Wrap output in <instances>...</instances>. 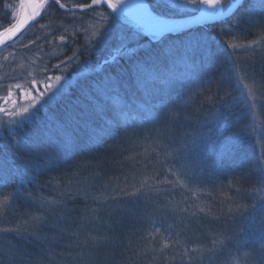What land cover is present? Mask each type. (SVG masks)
<instances>
[{
    "label": "trees",
    "instance_id": "trees-1",
    "mask_svg": "<svg viewBox=\"0 0 264 264\" xmlns=\"http://www.w3.org/2000/svg\"><path fill=\"white\" fill-rule=\"evenodd\" d=\"M15 1L0 0V31L14 22L8 7ZM57 1L82 8L93 0ZM148 3L171 17L167 6ZM40 25L46 27L24 37L31 43L28 63L35 58L48 71L69 59L48 74L86 73L25 129L28 150L17 158L27 164L41 157L48 167L0 162V193L13 178L27 193L58 202L50 199L46 211L26 202L17 211L23 213L17 223L26 224L27 215L43 222L28 239L10 237L11 264H87V257L89 264H263L264 0H247L225 22L157 42L134 30L140 50L107 64L129 27L104 6L64 11L51 2ZM102 26L116 35L108 39ZM189 38L201 52L182 59ZM55 51L59 59L49 55ZM137 62L144 68L139 75ZM172 168L179 170L168 180ZM178 180L189 181L196 196ZM163 189L170 193L160 197ZM157 194L166 207L144 203ZM127 210L142 215L130 227ZM207 212L214 216L209 225ZM188 217L189 225H171L168 238L165 230L153 235L155 223Z\"/></svg>",
    "mask_w": 264,
    "mask_h": 264
},
{
    "label": "rangeland",
    "instance_id": "rangeland-1",
    "mask_svg": "<svg viewBox=\"0 0 264 264\" xmlns=\"http://www.w3.org/2000/svg\"><path fill=\"white\" fill-rule=\"evenodd\" d=\"M153 1L156 2L159 6L160 5L167 6V8L170 10L169 12V16H171L170 18H172V16L173 17L178 16L182 18L192 16L196 14V12H198L201 7V5L199 3H196L195 0H187L185 6L180 9H171L170 8L171 4L172 3H175L177 5L184 4L186 0H153ZM53 2L57 3L58 1L55 0ZM58 3L70 11L75 8L80 9L78 7L67 8L60 2ZM229 3L230 0H225L223 9H225L229 5ZM8 10L12 14V19H14V22L4 30L0 31V36L5 31L13 28L22 21L26 10L25 1L24 0L15 1L10 7H8ZM44 10L38 16L37 21L14 44L0 51V162H5L4 159L7 158V161H13V162L16 161L18 163L16 165V168L18 169L27 170L28 167H31V169L35 171L44 169V166L48 167L47 163L46 162L44 163L41 157L38 158L39 161L31 160V162H28L27 164L25 160L17 158L18 155L20 157L22 153H24V151L26 152L28 150L26 146L27 133H25L27 131H25V129L31 127V125L34 123V120L36 119V117L39 115L40 112H45L46 110H48V108L54 106L58 101L62 100L64 95H67L69 93L71 87L74 84H76L79 80L83 79L86 73V72L83 73L80 71L79 72L75 71V73H73L72 75L48 74V72H52L54 69H57V67L59 68L60 67L59 65H61L62 63L63 65L66 64L67 60L69 59L63 60L62 62H60L61 64L57 62L55 65L54 63L55 65L54 69L52 70V68L51 69L47 68L48 71H43L41 67L42 68L44 67L40 66V64L39 66L36 65L35 63L37 60L35 58H33L34 59L33 63L31 64L28 63V58L26 57L24 50L27 47H29L31 43L30 41L25 40L24 37L39 32L40 29L38 28L44 29L46 27L45 25L37 26V23L41 20L42 16L44 15ZM173 19H181V18H173ZM102 28H105L103 32L105 31L108 39L113 38V36L116 35V33L113 35H108L111 32V30L114 29L113 26L107 28L105 26H102ZM122 32L119 31L118 34L124 35L125 32L124 31ZM127 39L131 40L132 46H138L139 48H141V44L139 43L140 39H138V36L132 35L130 38L127 37ZM193 41L194 40L192 38H189L185 43L187 45L184 46V53L181 54L182 59H184V57L187 58L188 57L187 54L189 53L192 54L198 52L200 54L201 51L200 52L198 51V47H196ZM201 49L205 50L203 46L201 47ZM60 54L62 53H58L55 51V52H51L49 55L52 56L53 58L59 59ZM11 65H13V67ZM46 66H48V63H46ZM132 141L134 142V140ZM132 148H134L133 145H130V143H128L126 150L130 151V149ZM116 149L118 151V148ZM43 154H45V152H43ZM165 156L168 157L172 156V151L166 152ZM185 157L188 159V157H192V156L189 154V156H185ZM179 160L180 159L178 158V161ZM174 162H177V159ZM181 168L183 169V166H181ZM167 170L169 171L175 170L174 173L172 171L167 174L166 178L169 180L172 178L173 175L176 176V171H178L179 169L172 168ZM11 182H12L11 185L7 189L5 190L3 189V191L0 193L1 196L0 200L2 199L0 201V254L4 258L3 260L2 258H0V264L13 263L12 262L13 257L10 255L12 254L11 247H13L11 243H9L11 242L9 240L10 237L12 238L13 236H17V237L19 236L20 238L21 237L23 238L27 236L28 239V237L31 234L30 228H33L32 226H37V225L42 226L41 223L43 221L40 215L30 216L31 218L27 215L25 219V221L27 222L26 224L22 225L21 223H17V216H19L20 214L23 215V213L19 214L17 211H19L21 207H24L26 202L33 204L34 203L40 204V207L44 211H46L47 206L49 207L50 199L51 201H54L51 202L52 204L58 205V202H55L54 198L45 199V196H41V195L37 196L29 192L27 193L28 186L22 183V181L15 182L14 179L12 178ZM151 182H155V180L151 179ZM51 183L54 184L53 181H51ZM178 183L183 185L184 190H186L187 194H190V197L191 195L196 196L194 193L195 192L197 193V191L192 187L193 186L192 184L190 185L189 181L178 180ZM153 185L150 184L148 190ZM165 193H170V192H167L166 189L159 191L160 197L165 195ZM159 194H157L156 196H148L147 198L143 199L144 203L153 201L151 203H153L154 205L153 206L150 205V207H155L156 205H159L158 207L159 209L162 207H166L168 203L167 200L165 199L164 203H160L159 202L160 199L158 198ZM4 195H8L10 198L5 199ZM136 200L137 199L131 201L130 204L132 205L129 204L128 205L130 207L133 206V203L136 202ZM147 206L148 204H143L142 205V208L144 207L143 210L148 208ZM40 207H35V208H38V211L39 210L41 211L42 209ZM128 212L129 215L127 219L124 217L125 222L129 224L128 227L132 226L131 225L133 224L132 222H136L137 220H140L142 218V215H138L133 210H130ZM209 214L210 213L207 212L206 219L208 225L210 224L209 220H211L209 219V217L210 216L211 218L214 217L211 214L209 216ZM15 219L16 222L14 221ZM13 221L15 223H13ZM181 221H183V223L186 222L189 225L190 222L193 221V219L191 217L181 220L172 219L171 224L169 223L167 224V226L165 225L163 226L162 224L157 225V223H155V230L157 232L153 233V235L155 234L159 235L158 232H160V230H165L164 235L168 238L169 235L171 234V231L173 230V227H171V225H173L174 222L176 223ZM16 223L21 225H19V227H14ZM181 248L180 249L178 248L177 251L181 250ZM259 249L264 253V244L262 242ZM191 250L194 251V249ZM262 258L264 264V254ZM241 261L242 262H240V264L247 263L245 259L244 260L241 259ZM84 262L89 264L88 257Z\"/></svg>",
    "mask_w": 264,
    "mask_h": 264
},
{
    "label": "water",
    "instance_id": "water-1",
    "mask_svg": "<svg viewBox=\"0 0 264 264\" xmlns=\"http://www.w3.org/2000/svg\"><path fill=\"white\" fill-rule=\"evenodd\" d=\"M24 1L26 4L27 16L22 22L18 24V27L16 28L15 32H13L6 39L0 41V51L14 44L37 21L38 16L43 12L44 8L49 3L55 0H44L42 5L38 7L34 12L30 10L28 6V0ZM246 1L247 0H240L241 6H243ZM144 2L148 3L147 0H144ZM209 3H214V0H209ZM57 4L62 10L69 11L68 9L61 6L58 2ZM94 5L95 7L99 6L100 0H93L90 5L80 9L75 8L73 10L85 11L94 8ZM109 7H111L110 3ZM227 7L223 9L225 13L227 12ZM200 9L196 14L181 19L169 18L160 15L157 12H153L151 16H148L145 10L138 6V0H126L125 7L122 9L121 13H113L110 9L108 10L118 21L128 26L129 28L132 26L129 21V18L147 23V31H144L143 29L134 30L153 42H157L166 36L183 35L198 30L200 28L211 27L216 24L225 22L238 11L236 10L232 13H226L225 15H222L221 11L217 10L215 12H210L207 16H201ZM153 17H158V19L154 20Z\"/></svg>",
    "mask_w": 264,
    "mask_h": 264
},
{
    "label": "snow or ice",
    "instance_id": "snow-or-ice-1",
    "mask_svg": "<svg viewBox=\"0 0 264 264\" xmlns=\"http://www.w3.org/2000/svg\"><path fill=\"white\" fill-rule=\"evenodd\" d=\"M126 0H100L99 6H105L106 9H110L113 13H121L122 9L125 7ZM196 3H199L201 5V16H207L210 12H215L217 10L221 11L222 15H225L226 13H232L236 10H238L241 7L240 0H230V3L227 7V12L225 13L223 11V6L225 0H214V3H209L208 0H195ZM109 3L111 4V7H109ZM187 3V0L184 4L177 5L175 3L171 4V9H180L185 6ZM138 6L143 8L145 12L148 14V16H151L153 12H155V8L151 7L150 4L145 3L144 0H138ZM95 7V5H94ZM154 20L158 19V17H153ZM129 21L131 23V27L129 28L128 34H125L124 37H121L122 42L117 44V46L114 49L115 55L112 56V59H105L103 61L104 64L115 62L120 57H127L131 59L135 54L140 50L138 46H132L131 40L127 39V37H131L133 35L134 29H143L144 31L148 30L147 23L140 22L137 20H134L132 18H129ZM170 31V29H169ZM144 70L143 64L136 63L133 66V72H135L137 75L142 73ZM111 79V78H109ZM59 87V86H58ZM93 89L99 94L103 91V89L98 84H93ZM90 102H94L92 95L90 94L88 97ZM27 112V110H26ZM5 199H9L10 197L8 195H4Z\"/></svg>",
    "mask_w": 264,
    "mask_h": 264
},
{
    "label": "bare ground",
    "instance_id": "bare-ground-1",
    "mask_svg": "<svg viewBox=\"0 0 264 264\" xmlns=\"http://www.w3.org/2000/svg\"><path fill=\"white\" fill-rule=\"evenodd\" d=\"M44 0H28V6L30 8V10H32L33 12L36 11V9L38 7H40L42 5ZM209 2V0H208ZM27 16V9L25 10L24 13V17L22 19V21L25 19V17ZM21 21V22H22ZM19 24V23H18ZM18 24L16 26H14L13 28L5 31L1 36H0V41L3 39H6L8 36H10L13 32H15L16 28L18 27Z\"/></svg>",
    "mask_w": 264,
    "mask_h": 264
}]
</instances>
